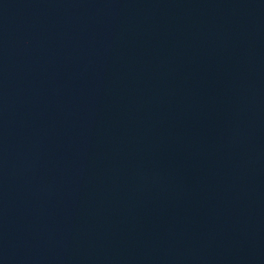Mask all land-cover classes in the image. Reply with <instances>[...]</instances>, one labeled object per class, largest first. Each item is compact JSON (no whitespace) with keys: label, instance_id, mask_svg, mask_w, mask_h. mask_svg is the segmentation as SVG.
I'll list each match as a JSON object with an SVG mask.
<instances>
[{"label":"water","instance_id":"obj_1","mask_svg":"<svg viewBox=\"0 0 264 264\" xmlns=\"http://www.w3.org/2000/svg\"><path fill=\"white\" fill-rule=\"evenodd\" d=\"M0 264H264V0H0Z\"/></svg>","mask_w":264,"mask_h":264}]
</instances>
